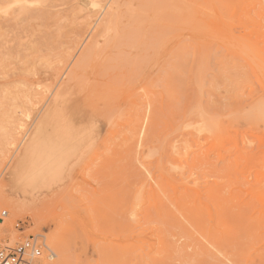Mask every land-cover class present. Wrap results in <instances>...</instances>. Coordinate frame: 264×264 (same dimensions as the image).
I'll use <instances>...</instances> for the list:
<instances>
[{
	"label": "rangeland",
	"instance_id": "1",
	"mask_svg": "<svg viewBox=\"0 0 264 264\" xmlns=\"http://www.w3.org/2000/svg\"><path fill=\"white\" fill-rule=\"evenodd\" d=\"M239 3L0 0V248L264 264V0ZM42 130L48 164L67 158L49 192L9 177Z\"/></svg>",
	"mask_w": 264,
	"mask_h": 264
},
{
	"label": "bare ground",
	"instance_id": "2",
	"mask_svg": "<svg viewBox=\"0 0 264 264\" xmlns=\"http://www.w3.org/2000/svg\"><path fill=\"white\" fill-rule=\"evenodd\" d=\"M231 2H238L241 0H229ZM240 4V3H239ZM243 4V3H241ZM247 4V3H246ZM211 5V4H210ZM222 5V4H221ZM248 5V4H247ZM216 6V5H215ZM223 6V5H222ZM232 6V5H231ZM231 6H229L231 8ZM240 6V5H239ZM218 8V7H217ZM228 8L229 10H231ZM233 8V7H232ZM236 8V7H235ZM241 8V7H240ZM143 9V8H142ZM165 9V8H164ZM150 10V9H149ZM239 10V9H238ZM247 10V9H246ZM148 11V10H147ZM201 11V10H200ZM137 12V11H136ZM151 13V11H148ZM232 12V11H230ZM240 12V11H239ZM220 13V12H219ZM249 13V11H248ZM204 14V13H203ZM239 14V13H238ZM250 14V13H249ZM143 15V12L139 15V22L141 20V16ZM202 15V14H201ZM215 15V14H214ZM261 15V13H260ZM263 15V14H262ZM154 16V14H153ZM152 16V18H153ZM101 17V16H100ZM150 18V17H149ZM224 18V17H223ZM237 18V17H236ZM207 19V18H206ZM222 19V18H221ZM258 19V17H257ZM208 20V19H207ZM225 20V19H224ZM148 21V20H147ZM138 22V23H139ZM199 23V21H197ZM227 20H225V23ZM143 24L142 22H140ZM228 23V22H227ZM145 24V23H144ZM156 24V23H155ZM154 24V25H155ZM224 24V23H223ZM147 25V24H146ZM157 25V24H156ZM230 26V24H229ZM227 27V25H226ZM228 28V27H227ZM205 29V28H204ZM229 30V29H228ZM203 31V30H201ZM205 31V30H204ZM207 31V30H206ZM209 32V30H208ZM219 32V31H218ZM221 32V31H220ZM232 32V31H231ZM210 33V32H209ZM213 33V32H211ZM226 34V33H225ZM213 35V34H212ZM237 42L243 41V39H239L237 36ZM240 40V41H239ZM248 41V40H247ZM244 42V41H243ZM246 42V41H245ZM249 42V41H248ZM244 44V43H243ZM242 44V47H243ZM246 47L248 46L247 43ZM253 44V43H252ZM245 46V45H244ZM249 47V46H248ZM243 47L242 50L248 49V52H251L252 48L249 51V48ZM258 50V49H257ZM247 51V50H246ZM247 52V53H248ZM253 52H251L252 55ZM256 53V51H255ZM249 54V53H248ZM245 56V55H244ZM254 56V55H253ZM263 56V55H261ZM246 57V56H245ZM264 57V56H263ZM247 58V57H246ZM256 59V58H254ZM261 59V58H260ZM259 60V59H258ZM256 60V63L258 62ZM251 62V61H250ZM249 62V63H250ZM262 62V61H261ZM260 62V63H261ZM260 66H257V68ZM260 71L263 70L262 67H260ZM264 68V67H263ZM264 73V70L261 72ZM87 98V97H86ZM42 111V110H41ZM45 118H42L41 123H43ZM38 128V127H37ZM45 132L42 130L39 135L37 133H32L31 135L27 133L25 137L20 141L17 151H16V157L12 164L11 170L9 171V177L13 185H16L18 183H25L26 186H30L35 189H41L42 191L49 192L54 185H56L58 179L62 175V170L64 166L66 165L67 158L64 157V155H59V159L54 161L53 163L48 164L49 160V154L45 151H41V144H42V136H44ZM39 136V139H38ZM39 142V143H38ZM68 141L65 138L61 139L60 145L63 149ZM45 149V147H44ZM70 149V148H69ZM64 150V149H63ZM62 150V151H63ZM15 208L11 205V212H15ZM222 224V223H221ZM60 246V245H59ZM61 251V247L59 248ZM63 252V250H62ZM57 257L59 261L62 259V255L60 253H57ZM53 255V254H52ZM61 264V261L58 263Z\"/></svg>",
	"mask_w": 264,
	"mask_h": 264
},
{
	"label": "built area",
	"instance_id": "3",
	"mask_svg": "<svg viewBox=\"0 0 264 264\" xmlns=\"http://www.w3.org/2000/svg\"><path fill=\"white\" fill-rule=\"evenodd\" d=\"M45 249L43 240L32 236L21 243L0 248V264H31Z\"/></svg>",
	"mask_w": 264,
	"mask_h": 264
}]
</instances>
